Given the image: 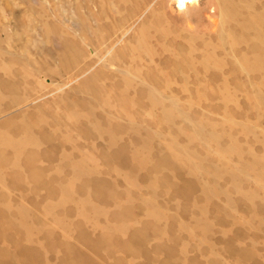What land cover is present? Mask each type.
I'll return each instance as SVG.
<instances>
[{"label": "rangeland", "instance_id": "rangeland-1", "mask_svg": "<svg viewBox=\"0 0 264 264\" xmlns=\"http://www.w3.org/2000/svg\"><path fill=\"white\" fill-rule=\"evenodd\" d=\"M213 2L0 0V264H264V50Z\"/></svg>", "mask_w": 264, "mask_h": 264}, {"label": "bare ground", "instance_id": "bare-ground-1", "mask_svg": "<svg viewBox=\"0 0 264 264\" xmlns=\"http://www.w3.org/2000/svg\"><path fill=\"white\" fill-rule=\"evenodd\" d=\"M171 1H173L174 4L178 5L179 7L186 6L187 4H194V3L199 2V0H171ZM252 1L253 0H214V2H213L214 6L212 8L215 12L216 11L218 12V15H219L218 18L220 19V24L222 26V29L225 28V26L230 27L231 24H239V25H242L245 29H247V31L248 30L252 31V33H253L252 45L254 47H256L259 52L251 60L244 59V65L243 66L247 69H260L263 65L262 50H264L263 49L264 48V29H263L264 18H263V16H258L257 14H254V15L253 14H251V15L243 14V8L250 7L252 5ZM169 111H170V109H169ZM211 127H212V125H211ZM54 130H56V129H54ZM78 163H79V161H78ZM73 164L75 165L74 162H73ZM83 164H81L79 166L81 167ZM74 165H73V167L75 169L76 165L75 166Z\"/></svg>", "mask_w": 264, "mask_h": 264}]
</instances>
